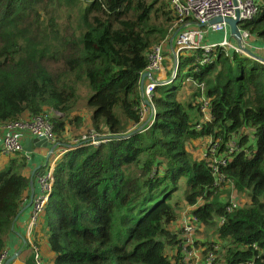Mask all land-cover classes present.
Instances as JSON below:
<instances>
[{
    "label": "trees",
    "instance_id": "1",
    "mask_svg": "<svg viewBox=\"0 0 264 264\" xmlns=\"http://www.w3.org/2000/svg\"><path fill=\"white\" fill-rule=\"evenodd\" d=\"M254 4L241 28L264 44V0ZM173 23L168 0H0V124L53 113L55 142L65 146L36 221L51 264H177L171 226L181 206L192 207L197 234L210 233L209 243L199 240L204 253L213 246L224 264H264V64L218 53L193 72V54H182L172 81L153 90L151 125L131 130L146 54L172 36ZM83 77L91 89L87 131L105 141L74 147L64 134L81 124ZM178 78L203 87L210 119L199 129L198 88L183 105L175 99ZM208 137L220 148L235 144L220 173L245 204L229 213L230 190L213 187L208 161L187 151ZM13 155L0 167V252L31 183L22 154ZM180 179L182 199L174 203Z\"/></svg>",
    "mask_w": 264,
    "mask_h": 264
},
{
    "label": "built area",
    "instance_id": "2",
    "mask_svg": "<svg viewBox=\"0 0 264 264\" xmlns=\"http://www.w3.org/2000/svg\"><path fill=\"white\" fill-rule=\"evenodd\" d=\"M168 3L174 15V23L170 30L175 33L173 44L170 46V55L173 60L169 74L171 78L175 76L178 57L184 53L193 54V72H197L200 67L211 63L218 53L227 57L232 52L253 59L251 55L254 54L249 48L250 36L245 29L241 28V24L249 21L254 16L256 11L254 0H168ZM217 17L221 19V22L209 24L210 20ZM225 18L237 20L235 25L238 33L237 38L230 34L227 24L223 22ZM208 32L220 33L222 35L221 40L218 43H203V38ZM166 41L167 39L153 45L146 54V65L139 74V78L143 73H147V75L143 79L141 92L138 91V120L132 125V131L141 132L151 125L155 116L152 104L153 90L157 85L166 84L171 79L158 81V78H156V74L162 69V53L163 47L167 45ZM192 84L195 85L194 83ZM195 86L199 92L196 103L199 105V112L201 113L200 120L196 125V129H199L210 118L207 113V100L202 96L203 87L201 84ZM50 116V113L44 116L26 115L0 124L2 131L0 155L2 157L20 153L24 160H28V153H23L21 149V143L18 139L19 133H27L33 138L41 137L53 148L51 152L47 153L48 157H51L48 167L46 165L45 167L47 168L45 170L38 168L32 171V181L36 185L38 192L32 197L30 211L24 226L25 238L32 252L30 264H40L36 248L31 243V233L51 191L53 164L65 151L64 149L57 150L58 146L49 121ZM104 141V135L96 134L93 130H86L78 137L73 138L70 144L76 145L74 147L85 144L96 146ZM202 145L204 148L202 158L209 163L211 178L213 179L212 186L216 189L221 187V190H230L226 200L227 204L224 207L225 213H229L239 208V204L237 203L238 200L233 196L231 182L223 177L220 169L226 163L227 157H224L225 154L233 152L235 144L233 141H228L226 145L220 148L218 139L208 137L204 139ZM183 214H181V219L176 221L175 224L178 240L176 248L178 250L174 254H176L177 264H224L219 261L218 252L215 253L216 247L212 246V250L204 253L205 249L201 247L199 244L200 239L197 237L198 224L196 219L189 213ZM220 223L221 221H219ZM6 258V251L2 250L0 252V264H3Z\"/></svg>",
    "mask_w": 264,
    "mask_h": 264
},
{
    "label": "crops",
    "instance_id": "3",
    "mask_svg": "<svg viewBox=\"0 0 264 264\" xmlns=\"http://www.w3.org/2000/svg\"><path fill=\"white\" fill-rule=\"evenodd\" d=\"M221 37L222 35L218 32L217 33L208 32L203 38V43L205 44L218 43L221 40ZM166 44L167 45L163 47V53L165 54V57H163V60L161 63L162 69L156 74L157 75L156 78H158V81H162V80L167 81L169 74H170V67L173 61L170 55V46H172L173 44V39H171V37L167 39ZM249 48H250V51H252L256 57L264 59V44H261L260 42H257V41L250 40ZM184 54H187V53H184ZM188 95H190V92ZM194 104H195V101H194ZM22 116H26V114H23ZM80 125L82 127L87 128V116L86 115L85 117H82L81 124H79L78 126L73 125L72 127H69L66 129L68 132H70V133L67 132L68 134L67 133L64 134L65 138L67 137L66 140L69 137H70L69 138L70 140L73 139V137H75V136H72L73 132L82 131V130H79ZM85 131L86 130L80 132L78 135H80L81 133H84ZM1 134H2V131L0 129V137H1ZM31 138L33 137H31L27 133L18 134V139L21 145L24 140L31 139ZM196 142H194V144ZM203 142H204V139L201 141V143L203 144ZM56 144L58 146L57 150H61L63 147H65L62 144H58V143ZM47 153H48L47 149H45V151H38L37 149H35V147L31 146L30 152L28 153V160H24L26 163V167L22 171V173L24 175L29 176L31 179L33 196L36 195L38 191H37L36 185L32 181V171L38 169L39 167H43L45 164L48 167V163L51 157L49 156L46 158ZM4 160H5L4 157L0 155V167L4 163ZM47 167H45L43 170H45ZM26 196L27 197L21 206V209H20L21 211L28 202L29 190L27 191ZM190 210L191 209L188 206L184 207L183 213L190 214ZM29 211H30V207L24 209L19 214V216L15 220V223L12 227V231L4 237V250L6 251V255H7L6 260L9 259L10 257H13L11 263L9 264H30V252L27 246L24 244L25 243L24 240L26 241L25 234H24V226H25L24 224L27 221ZM175 224H176V221L172 225L173 230H175ZM32 238H33V243L35 247L37 246L38 248V254L41 258V264H51L50 262L51 254L49 253L46 247L45 238H44L43 232L41 231V221L40 220H38L36 228L32 233Z\"/></svg>",
    "mask_w": 264,
    "mask_h": 264
},
{
    "label": "rangeland",
    "instance_id": "4",
    "mask_svg": "<svg viewBox=\"0 0 264 264\" xmlns=\"http://www.w3.org/2000/svg\"><path fill=\"white\" fill-rule=\"evenodd\" d=\"M162 57H165V54L164 53H162ZM170 78H171V76L168 77V79H170ZM176 81H177V86H176V89L174 90V93L176 95V98L175 99L177 101H179L180 103H182L183 105H185L187 103H190V95H188V94H189V92H191L194 89V87L192 86L193 84L190 83V81L187 80V79H185V78H178ZM77 92L80 95V100H79L78 106H77L78 107V111H79V114L82 117H85V115L86 116L89 115L90 110L84 108V103H85L86 98L91 94V89H90V87L88 85V82H87V79L85 77H83L82 80L80 81V83L78 85V88H77ZM193 102H194V100H193ZM189 114H190V116H191L192 119L195 117V114H194V111L193 110H190L189 111ZM50 115L53 116L55 114L50 113ZM199 120H200V118H199ZM195 121H196V119H195ZM79 130L84 131V130H87V128L82 127L80 125ZM82 131L73 132V135L72 136H75L76 137ZM249 145L251 146V148L254 147V141L252 140V138L249 139ZM192 146L194 148L188 146L187 147V151L190 152V154L192 155L193 158H195V159L196 158L197 159H202L203 149H204L202 143L200 145L199 142H196L195 144L193 143ZM35 149H37L38 151H45V149H43V148H35ZM12 156H14V155H12ZM182 189H183V179H180L179 182H178V190L172 195V201L171 202L181 203V199H182L181 198L182 197V194H181L182 193ZM222 196H224V195L222 194ZM236 199L238 200L237 201L238 204H240V205H244L245 204V200L242 197L236 196ZM183 212H184V206H181V208L178 207V214H177L176 221H179L181 219V217H182L181 214ZM172 230H173V226H172ZM209 234H210L209 232L207 233L205 231H200L197 234V237L199 239H203L204 242H208L209 243V240L211 239V237H210ZM165 254L171 260L172 253H170L168 249L166 250ZM217 256H219V252H218ZM218 259H219V261H221V257H219Z\"/></svg>",
    "mask_w": 264,
    "mask_h": 264
},
{
    "label": "water",
    "instance_id": "5",
    "mask_svg": "<svg viewBox=\"0 0 264 264\" xmlns=\"http://www.w3.org/2000/svg\"><path fill=\"white\" fill-rule=\"evenodd\" d=\"M218 22H221V19L220 18H213L212 20L209 21V24H212V23H218ZM223 22L225 24H227L228 28H229V31H230V34L231 35H234L235 38L238 37V33L236 31V27L235 25L237 24V20H231V19H228V18H225L223 19ZM175 33L172 34L171 36V39H173ZM251 55V54H250ZM251 57L254 59V60H257V61H260L262 63H264V59H261V58H258L256 57L255 55H251ZM147 73H143L141 74L140 78H139V82H138V91L141 92L142 90V84H143V79L144 77H146ZM173 78H171L169 80L172 81ZM168 83V81H167ZM31 146L35 147V148H43V149H47L48 152H51L52 151V147L49 146L46 141L41 138V137H34V138H31V139H26L23 141L22 145H21V149L23 152L25 153H29L30 152V148ZM48 157V155L46 156V158ZM32 197H33V190H32V185L30 183L29 185V197H28V202L27 204L25 205V207L22 209V211L28 207H30L31 205V201H32ZM21 210L18 211L17 213V216L22 212ZM16 219V218H15ZM13 257H10L9 259L5 260L3 262V264H9L11 263Z\"/></svg>",
    "mask_w": 264,
    "mask_h": 264
}]
</instances>
